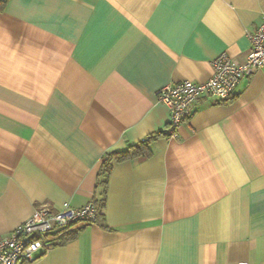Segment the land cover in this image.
Here are the masks:
<instances>
[{
	"label": "crops",
	"instance_id": "crops-1",
	"mask_svg": "<svg viewBox=\"0 0 264 264\" xmlns=\"http://www.w3.org/2000/svg\"><path fill=\"white\" fill-rule=\"evenodd\" d=\"M263 18L264 0H6L0 237L40 203H100L102 156L166 126L157 89L242 62ZM150 149L112 160L100 221L22 264H264V67Z\"/></svg>",
	"mask_w": 264,
	"mask_h": 264
},
{
	"label": "built area",
	"instance_id": "built-area-1",
	"mask_svg": "<svg viewBox=\"0 0 264 264\" xmlns=\"http://www.w3.org/2000/svg\"><path fill=\"white\" fill-rule=\"evenodd\" d=\"M247 37L249 49L242 62H235L226 52H221L211 60L212 74L205 81L182 79L157 89L158 100L169 107L163 135H177L179 125L191 116L198 98L228 100L235 94L240 80L249 77L255 69L264 67V18L253 31L247 32ZM97 218L98 210L93 200L77 207L64 203L55 208L48 203H40L7 235L0 237V264L31 262L39 252L50 250L59 235L72 225L95 223Z\"/></svg>",
	"mask_w": 264,
	"mask_h": 264
},
{
	"label": "trees",
	"instance_id": "trees-1",
	"mask_svg": "<svg viewBox=\"0 0 264 264\" xmlns=\"http://www.w3.org/2000/svg\"><path fill=\"white\" fill-rule=\"evenodd\" d=\"M5 2H6V0L0 1V8L4 6ZM225 101H227V100H225ZM160 135H163V132L161 130L156 131L154 133L147 135L146 138H144V139H142L136 143H133V144L129 143L127 145V147L123 150H114V151H111L109 153H105L102 156L100 170H99L98 174H99V176H102L100 183L103 187V197H102V200L100 203L97 204L94 202L96 207H97V210H98L97 221H100L102 218V214H101L100 210H101L102 206H104L106 183H107L109 172L111 170L112 160L120 161V160H123L126 158H132V157H135L138 155H149L151 153V149H150L151 141ZM77 231H78V229H73V230L66 232V235L63 238V240L59 241V242H63L64 240H67V239L74 237V235L76 234ZM56 243H58V242H56Z\"/></svg>",
	"mask_w": 264,
	"mask_h": 264
}]
</instances>
